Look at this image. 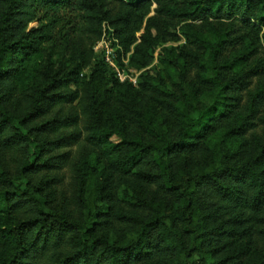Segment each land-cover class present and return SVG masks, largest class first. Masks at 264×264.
<instances>
[{
	"label": "trees",
	"instance_id": "16d2710c",
	"mask_svg": "<svg viewBox=\"0 0 264 264\" xmlns=\"http://www.w3.org/2000/svg\"><path fill=\"white\" fill-rule=\"evenodd\" d=\"M109 1L0 0V264H237L226 257L215 259L214 251L229 238L233 242L247 235L244 227L239 228L247 221L241 215L253 213L259 223L264 222V136L251 140L247 156L236 142L253 126L251 121L264 103V86L252 91L238 109L236 94L244 85L232 73L237 61L219 64L225 45L242 38L227 41L219 35L210 42L199 33L186 35L208 52L214 72L208 83L216 91L208 103L193 104L185 94L169 99L163 105L167 115L157 129L144 105L157 89L148 71L142 72L136 88H124L119 109L112 106V94L102 89L106 68L97 61L86 86L89 106L82 109L89 114L85 143L96 164H103L109 173L98 183L103 186L94 198L93 212L88 205L83 211L78 205L70 211L51 205L55 180L42 179L39 169L61 163V156L48 154L64 147L67 138L49 135L76 126L80 118H60V113L47 117L52 107L74 103L79 94L69 88L73 70L68 77L46 84L36 78L30 84L26 63L43 52L44 44L60 49L100 36L101 22L107 18L114 39L127 53L155 5V17L149 19L147 33L133 53L134 61L146 68L157 37L171 36L167 29L174 24L184 23L183 29L190 30L191 22L209 17L232 23L242 17V23L258 32L251 22L262 20L254 13L255 0H125L116 6L115 16L103 9ZM33 23L37 26L30 29ZM229 30L227 36L232 35ZM109 81L119 87L114 78ZM63 90L68 94L58 93ZM121 100L119 96L116 102ZM113 137L119 141L112 142ZM186 153L203 163L196 173L180 166ZM94 167L89 175L95 174ZM115 179L136 195L142 216L125 215L127 219L112 227L109 204ZM142 185H154L173 201L171 208L146 201L136 190ZM194 212L203 214L194 244L207 247L199 259L191 256L186 230L178 222ZM8 216L12 220L7 221ZM255 234L264 243V228ZM247 264H264V254Z\"/></svg>",
	"mask_w": 264,
	"mask_h": 264
},
{
	"label": "rangeland",
	"instance_id": "374dc122",
	"mask_svg": "<svg viewBox=\"0 0 264 264\" xmlns=\"http://www.w3.org/2000/svg\"><path fill=\"white\" fill-rule=\"evenodd\" d=\"M120 2H125V0H110L109 4L104 6L103 9L106 13L110 12L111 16H115L117 12L116 6ZM255 2L254 13L258 19L262 20L258 21L255 19L251 23L257 24L258 32L252 31L250 27L242 23L245 20L242 17H239L235 23L226 18L215 19L209 17L205 20L191 22L190 30L183 29L184 23L174 24L167 29L171 36L166 38L157 37V48L153 53L151 64L146 68H141L134 61V46L139 44L142 36L147 33L149 19L155 17V5H152L149 14L143 20L140 31L135 35V43L127 53H124L123 49L118 46L113 37V32L108 27L107 18H103L101 22L100 36H90V38L83 41L70 42L60 49L53 48L52 44H44L43 52L26 63L27 71L32 78L30 84L37 82L36 78L39 83L46 84L51 79L68 77V72L73 70L74 74L71 77L74 78L70 82L69 88L76 90L79 94L78 100L74 103L67 101L52 107V112L47 117V120H50L60 113V118L74 117L76 115L80 118L76 126L64 130L58 129L55 132L56 134L49 135L51 139L67 138L64 147L52 150L48 154V156L54 157L61 156V163L59 165L56 164L58 166H54L53 169H39L42 179L55 180L53 187L55 193L51 197L53 198L51 205L54 208L57 210L64 208L70 211L75 208V205H78L79 209L83 211L88 205L91 212H93L95 207H97L94 198L97 195V191L103 186L98 183L109 173L103 164H96L85 143V138L88 134L89 114L84 113L82 109H86L89 106L86 86L89 83L95 63L97 61L104 62L106 84L102 89L106 88L112 94V106L119 109L122 108L124 103V90L127 89V85H132L136 88L142 72L148 71L149 76L154 80L152 83L156 85L157 89L155 94L144 105L150 112L154 127L157 129L161 126L162 119L167 115L163 105L169 99L182 97L185 94L193 104L208 103L214 95L213 92L216 91V87H211L208 83L214 77V72H212L207 62L208 52L190 43L192 40L187 38L186 35L191 34L193 36L199 33L201 37L206 38L210 42H215L219 35L227 41H232L236 37L237 39L242 38V40L237 42L226 44V50L219 59V64L224 61L228 63L233 60L237 61L232 73L235 72L238 80L244 85V88L236 94L240 103L238 109H241L247 102L249 94L257 87L264 86V14H262L264 13V0H255ZM96 15L102 17L100 12H97ZM36 26L37 23H33L29 28ZM228 28H230L231 36H227ZM106 58H109L108 62ZM111 78L117 81L119 87L114 86L109 81ZM58 93L68 94L64 90L58 91ZM119 96H121L122 100L116 102ZM115 110L116 113L122 112L118 109ZM263 119L264 103L257 116L251 121L253 126H250L245 135L242 136L243 138L236 141L237 146L242 149L241 154L243 156H247V150L253 138H262L264 136ZM111 140L114 143L119 141L117 137H113ZM241 143L244 144V147L239 146ZM216 159L214 156L212 161L215 162ZM11 163L12 161L9 162V164ZM179 164L185 171L192 174L203 167V163L198 160L197 155L192 153L184 154ZM214 164L212 163L211 165ZM94 165H96V172L89 175L90 170L95 168ZM209 168H211L210 165ZM10 172L14 173L13 165L10 166ZM112 187V199L109 204L112 208V227L120 225L122 220L127 219L126 216L128 215L141 217L142 211L136 202V195L125 191L123 184L116 181V179ZM136 190L142 194L146 201H152L155 205L171 208L173 201L161 193L154 185H142L136 187ZM261 207L263 211L261 220L263 222L264 203H262ZM178 211V209H173L175 215L179 214ZM14 215H12L13 218ZM191 215L190 219H178V222L182 227V231L186 230L187 239L189 240L187 247L189 251H192L190 252L191 256L199 259V256H205L207 247L202 248L199 243L194 244L193 239L197 235L195 228L201 222L200 218L202 217L200 216L203 214L194 212ZM252 215L253 213L241 215L247 221L239 228L244 227L247 235L233 242H230V238L229 242L225 240V245L221 248L218 247L214 251L215 259L226 257L229 261L237 264H247L264 254V243L255 234L256 231L264 228V222L259 223L256 217ZM12 217L8 216L7 221L12 220ZM205 222H208V220L206 219Z\"/></svg>",
	"mask_w": 264,
	"mask_h": 264
},
{
	"label": "built area",
	"instance_id": "2783aa9c",
	"mask_svg": "<svg viewBox=\"0 0 264 264\" xmlns=\"http://www.w3.org/2000/svg\"><path fill=\"white\" fill-rule=\"evenodd\" d=\"M106 61L108 62L109 61V58H106Z\"/></svg>",
	"mask_w": 264,
	"mask_h": 264
}]
</instances>
